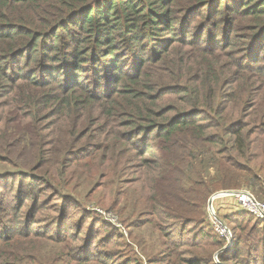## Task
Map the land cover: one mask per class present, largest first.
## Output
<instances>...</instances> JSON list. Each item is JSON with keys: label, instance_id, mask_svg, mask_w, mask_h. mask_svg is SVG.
<instances>
[{"label": "trees", "instance_id": "obj_1", "mask_svg": "<svg viewBox=\"0 0 264 264\" xmlns=\"http://www.w3.org/2000/svg\"><path fill=\"white\" fill-rule=\"evenodd\" d=\"M23 126L22 173L54 198L79 203L94 172L130 185L135 166L159 192L145 198L154 219L199 229L216 190L264 196V0H0V162ZM242 213L239 243L261 230L264 251V220ZM23 233L0 237V264L24 263ZM183 243L168 264L207 260L184 258Z\"/></svg>", "mask_w": 264, "mask_h": 264}, {"label": "rangeland", "instance_id": "obj_2", "mask_svg": "<svg viewBox=\"0 0 264 264\" xmlns=\"http://www.w3.org/2000/svg\"><path fill=\"white\" fill-rule=\"evenodd\" d=\"M24 130L26 131L24 126L20 127V131L12 138L17 139L16 136ZM18 139L12 149L18 153L14 157H8L6 162H0V237L10 233L12 229L24 232L18 242L31 248L22 247L25 252L23 264H37V257L43 258L38 264H62L61 261H64L63 264H168L169 247L183 242V257L195 258V254L206 257L207 260L201 264H256L264 259L257 255L264 254L262 239L256 235L261 230H256L254 235L251 233L247 240L244 239L247 235H243L240 243L237 239L240 232L234 229L232 221L235 219L231 217L235 213H244L231 212L237 205L235 198H226L215 204V213L230 228L232 239L228 240L218 234L208 215L210 198L215 193L236 189L216 190L210 195L203 227L196 229L193 226H181L180 229L179 220L159 221L154 219L151 210H146L147 195L159 192L152 191L145 182L147 180H143L144 171L140 172L141 169H136L135 166L124 173V177L136 178L130 185L119 182L121 174L118 182L111 175L101 178L96 172V177L83 175L84 183L78 182V185H82L74 192L79 203L69 195L54 198L52 189L47 187L45 190L37 189L30 179H25L27 175L22 173L23 167H28L22 162L26 151L21 148V138ZM79 167L81 172L83 167L80 164ZM213 178H216V173L211 168L210 179ZM98 182H102L104 186L89 196L90 190ZM241 190H247L264 203V196L259 197L249 188L242 187ZM31 194L35 198L40 195V202H44L46 198L45 202L51 199L52 207L34 206ZM53 208L57 209V214L51 211ZM251 222L250 226L253 224ZM70 232L78 233V239L70 237ZM206 236H216L224 242L223 247L210 250L207 243L209 237ZM202 251L206 253L203 254ZM250 251L253 257L248 258ZM238 252L242 253V257L236 262L231 258ZM1 253L0 249V256ZM224 254L227 255L225 261L221 259ZM162 257L165 259L160 261Z\"/></svg>", "mask_w": 264, "mask_h": 264}, {"label": "built area", "instance_id": "obj_3", "mask_svg": "<svg viewBox=\"0 0 264 264\" xmlns=\"http://www.w3.org/2000/svg\"><path fill=\"white\" fill-rule=\"evenodd\" d=\"M235 198L237 205L233 212H245L250 213L257 218L264 220V203L257 200L250 192L247 190H223L215 193L209 202L210 211L208 215L212 220L213 227L215 228L218 234H221L226 239H232V233L230 228L220 219L215 213V204L220 203L223 199L226 198ZM219 211V208H217Z\"/></svg>", "mask_w": 264, "mask_h": 264}]
</instances>
